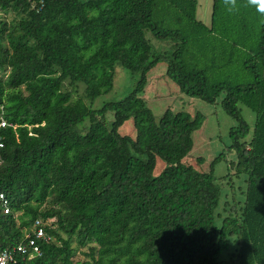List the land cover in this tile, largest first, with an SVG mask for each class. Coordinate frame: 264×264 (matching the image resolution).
Returning <instances> with one entry per match:
<instances>
[{
	"label": "trees",
	"instance_id": "trees-1",
	"mask_svg": "<svg viewBox=\"0 0 264 264\" xmlns=\"http://www.w3.org/2000/svg\"><path fill=\"white\" fill-rule=\"evenodd\" d=\"M43 1L0 0L20 17L0 21V118L16 126L2 132L0 193L20 213L0 215V251L55 219V241L21 264H74V238L98 246L84 264H264V0H214L211 26L199 0ZM161 63L186 96L224 95L243 203L217 183L223 155L208 172L184 162L205 117L168 109L158 120L142 97ZM117 65L141 75L129 96L97 110L73 99L80 84L90 102L110 93ZM240 104L256 115L250 141ZM130 120L136 138L120 132Z\"/></svg>",
	"mask_w": 264,
	"mask_h": 264
},
{
	"label": "rangeland",
	"instance_id": "rangeland-1",
	"mask_svg": "<svg viewBox=\"0 0 264 264\" xmlns=\"http://www.w3.org/2000/svg\"><path fill=\"white\" fill-rule=\"evenodd\" d=\"M213 0H199L197 17L205 25L210 24L212 21ZM20 19L13 12H1L0 21L17 22ZM151 40L154 46L162 51L168 49V45L156 43L150 34L147 37ZM167 67L164 63L159 64L148 75V85L142 97L146 100L148 106L153 111L156 118L159 120L166 110L171 109L174 113L186 112L192 117L198 113L205 117L202 128L193 135L194 149L184 161L186 165L193 166L199 172H208L212 162L223 155L222 161L215 166V177L223 190V195H227V200L232 203H243L244 197L242 196L247 188V176H238L234 171L230 170L232 162L237 161V154L235 151H230L229 147L232 145L230 131L232 128L238 127V122L231 118L222 108V95L217 103L214 105L208 104L200 99L190 98L180 92L179 87L174 84L166 75ZM8 72L0 74V77L6 79ZM140 74H133L132 72L124 69L122 66L117 65L115 68V81L113 90L105 95L100 96L94 102H90L85 97V86L80 84L77 86V93L74 94V100L83 99L85 103L92 109H100L104 104L113 101H120L129 96L136 88L140 80ZM64 91H74V87L66 82ZM242 111L244 120L250 127V133L247 141L253 137L254 127L256 123V115L248 107L243 104L239 105ZM113 116L107 117L108 125L111 126ZM86 122L83 132H86L89 127ZM123 135H128L136 138V132L133 126V120H130L124 127L120 129ZM200 160L203 161L201 164ZM164 165L159 162L156 173L162 171ZM45 207H54L51 201ZM224 211V208L220 213ZM223 214V213H222ZM224 216V215H222ZM66 238V235H63ZM72 247L76 249L73 258L74 264H84L91 261V251L94 250V256L97 255L98 246L89 243L84 248H78L77 240H72Z\"/></svg>",
	"mask_w": 264,
	"mask_h": 264
},
{
	"label": "built area",
	"instance_id": "built-area-1",
	"mask_svg": "<svg viewBox=\"0 0 264 264\" xmlns=\"http://www.w3.org/2000/svg\"><path fill=\"white\" fill-rule=\"evenodd\" d=\"M41 8L43 7V0H40ZM16 126L9 124L3 117L0 118V166L4 163V158L1 150L5 148V136L3 130ZM0 215L15 217L19 216L20 213H13L11 208V200L5 193H0ZM55 219H37L31 230L26 231L22 241L12 246L9 249L0 251V264H21L22 262L35 259L36 257L43 256V250L40 243L44 242L50 244L55 241L54 236L48 231V228L55 229L53 225Z\"/></svg>",
	"mask_w": 264,
	"mask_h": 264
},
{
	"label": "crops",
	"instance_id": "crops-1",
	"mask_svg": "<svg viewBox=\"0 0 264 264\" xmlns=\"http://www.w3.org/2000/svg\"><path fill=\"white\" fill-rule=\"evenodd\" d=\"M213 4H214V0H213ZM213 11V10H212ZM199 20V19H198ZM200 21V20H199ZM203 23V22H202ZM204 24V23H203ZM205 25V24H204ZM206 26H211V23L210 24H206Z\"/></svg>",
	"mask_w": 264,
	"mask_h": 264
},
{
	"label": "clouds",
	"instance_id": "clouds-1",
	"mask_svg": "<svg viewBox=\"0 0 264 264\" xmlns=\"http://www.w3.org/2000/svg\"><path fill=\"white\" fill-rule=\"evenodd\" d=\"M231 3L234 5V3H235V0H231Z\"/></svg>",
	"mask_w": 264,
	"mask_h": 264
}]
</instances>
